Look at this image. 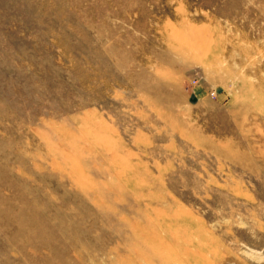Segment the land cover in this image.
I'll use <instances>...</instances> for the list:
<instances>
[{
    "label": "rangeland",
    "instance_id": "1",
    "mask_svg": "<svg viewBox=\"0 0 264 264\" xmlns=\"http://www.w3.org/2000/svg\"><path fill=\"white\" fill-rule=\"evenodd\" d=\"M0 264H264V0H0Z\"/></svg>",
    "mask_w": 264,
    "mask_h": 264
},
{
    "label": "built area",
    "instance_id": "2",
    "mask_svg": "<svg viewBox=\"0 0 264 264\" xmlns=\"http://www.w3.org/2000/svg\"><path fill=\"white\" fill-rule=\"evenodd\" d=\"M193 82L195 83V80Z\"/></svg>",
    "mask_w": 264,
    "mask_h": 264
}]
</instances>
